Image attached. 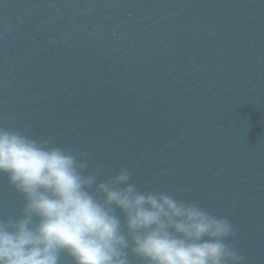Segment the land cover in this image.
Listing matches in <instances>:
<instances>
[{
  "label": "water",
  "instance_id": "water-1",
  "mask_svg": "<svg viewBox=\"0 0 264 264\" xmlns=\"http://www.w3.org/2000/svg\"><path fill=\"white\" fill-rule=\"evenodd\" d=\"M0 126L199 203L264 264V0H0Z\"/></svg>",
  "mask_w": 264,
  "mask_h": 264
},
{
  "label": "clouds",
  "instance_id": "clouds-1",
  "mask_svg": "<svg viewBox=\"0 0 264 264\" xmlns=\"http://www.w3.org/2000/svg\"><path fill=\"white\" fill-rule=\"evenodd\" d=\"M85 153L0 126V176L22 199L0 216V264H246L234 227L122 168L101 180Z\"/></svg>",
  "mask_w": 264,
  "mask_h": 264
}]
</instances>
